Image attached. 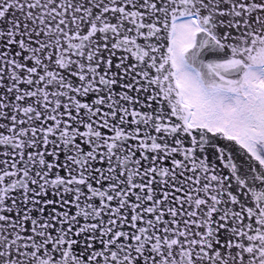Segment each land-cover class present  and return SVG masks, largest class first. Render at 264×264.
I'll return each instance as SVG.
<instances>
[{
	"label": "snow or ice",
	"instance_id": "6c2138e0",
	"mask_svg": "<svg viewBox=\"0 0 264 264\" xmlns=\"http://www.w3.org/2000/svg\"><path fill=\"white\" fill-rule=\"evenodd\" d=\"M0 264H264V0H0Z\"/></svg>",
	"mask_w": 264,
	"mask_h": 264
}]
</instances>
